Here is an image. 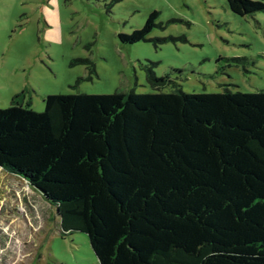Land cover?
<instances>
[{
  "label": "trees",
  "instance_id": "16d2710c",
  "mask_svg": "<svg viewBox=\"0 0 264 264\" xmlns=\"http://www.w3.org/2000/svg\"><path fill=\"white\" fill-rule=\"evenodd\" d=\"M152 66L154 92L49 94L43 111L16 94L0 108V168L43 193L63 233L86 234L99 264H264V89L188 93Z\"/></svg>",
  "mask_w": 264,
  "mask_h": 264
},
{
  "label": "rangeland",
  "instance_id": "374dc122",
  "mask_svg": "<svg viewBox=\"0 0 264 264\" xmlns=\"http://www.w3.org/2000/svg\"><path fill=\"white\" fill-rule=\"evenodd\" d=\"M153 11L146 39L122 43ZM150 63L188 93L264 89V11L239 16L226 0H0V108L18 93L43 111L49 94L154 92ZM0 264L99 262L86 234L63 233L56 208L0 168Z\"/></svg>",
  "mask_w": 264,
  "mask_h": 264
},
{
  "label": "water",
  "instance_id": "95a60500",
  "mask_svg": "<svg viewBox=\"0 0 264 264\" xmlns=\"http://www.w3.org/2000/svg\"><path fill=\"white\" fill-rule=\"evenodd\" d=\"M43 193H41V195H42ZM43 196V195H42Z\"/></svg>",
  "mask_w": 264,
  "mask_h": 264
}]
</instances>
